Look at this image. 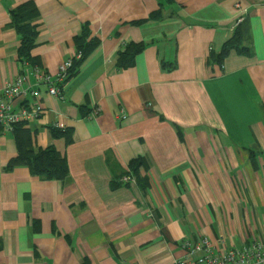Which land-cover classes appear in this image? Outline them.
Returning <instances> with one entry per match:
<instances>
[{"label":"crops","instance_id":"obj_1","mask_svg":"<svg viewBox=\"0 0 264 264\" xmlns=\"http://www.w3.org/2000/svg\"><path fill=\"white\" fill-rule=\"evenodd\" d=\"M26 1L0 0V91L29 71L7 26ZM32 1V53L50 76L76 54L83 29L98 42L63 98L39 86L43 112L29 123L37 146L65 157V184L6 170L17 147L12 131L0 132V264H172L186 239L239 247L264 237V0H173L139 24L159 0ZM237 27L249 53L210 63ZM129 42L146 46L119 68ZM51 128L71 129V142ZM137 157L148 185L127 174L111 187Z\"/></svg>","mask_w":264,"mask_h":264},{"label":"trees","instance_id":"obj_2","mask_svg":"<svg viewBox=\"0 0 264 264\" xmlns=\"http://www.w3.org/2000/svg\"><path fill=\"white\" fill-rule=\"evenodd\" d=\"M172 3L173 0H159L160 8L150 14L146 19H141L135 23H143L151 19L161 18L163 3ZM10 22L8 27L14 28L19 36V46L17 49L18 60L21 64L30 66H41L40 58L32 53L36 46V39L39 34L37 20L39 18V10L32 0L17 5L10 9ZM96 37H90L87 29L75 36L76 52L81 54L79 59H73V63L68 70L67 80L75 76L86 55L97 44ZM143 42H129L117 55V66L119 68H128L133 66L136 55L145 48ZM235 50L237 52L248 54V48L242 44L240 30L237 27L233 34L226 39L218 52L211 51L209 54V62L222 64L229 53ZM12 133L14 135L17 155L9 159L5 169L11 170L17 166L28 167L31 174L48 180H59L65 184L69 179V167L65 157L50 144L46 147H40L35 144L36 130L29 127V123L25 121L13 124ZM53 137H64L66 142H71V129L51 128ZM144 159L137 157L129 162L128 170L123 172L121 177L115 179L111 183V187L115 188L122 184L124 175L134 177L142 188L148 185L147 179L139 174L140 168L144 165Z\"/></svg>","mask_w":264,"mask_h":264},{"label":"built area","instance_id":"obj_3","mask_svg":"<svg viewBox=\"0 0 264 264\" xmlns=\"http://www.w3.org/2000/svg\"><path fill=\"white\" fill-rule=\"evenodd\" d=\"M80 57L81 54L76 52L72 58L65 60L55 76H50L41 66L21 64L35 81L33 85L27 84L28 73L25 72L5 81L0 91V132L12 131L13 124L21 121L31 123L40 116L43 107L39 86L45 85L49 95L63 98L62 87L68 70L73 59ZM28 97H34V102L28 103ZM17 103H21V107L15 110ZM97 112V108L93 109L88 117ZM182 246L186 251L185 256L172 264H264V237L254 238L251 243L238 247L227 246L223 236L215 242L203 236L196 242L186 239Z\"/></svg>","mask_w":264,"mask_h":264}]
</instances>
